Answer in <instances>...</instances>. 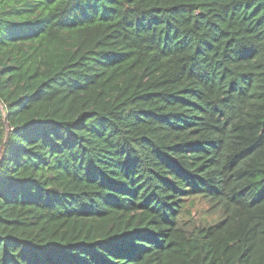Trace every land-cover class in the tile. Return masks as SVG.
Wrapping results in <instances>:
<instances>
[{
  "label": "trees",
  "instance_id": "obj_1",
  "mask_svg": "<svg viewBox=\"0 0 264 264\" xmlns=\"http://www.w3.org/2000/svg\"><path fill=\"white\" fill-rule=\"evenodd\" d=\"M0 264H264V0H0Z\"/></svg>",
  "mask_w": 264,
  "mask_h": 264
},
{
  "label": "rangeland",
  "instance_id": "obj_2",
  "mask_svg": "<svg viewBox=\"0 0 264 264\" xmlns=\"http://www.w3.org/2000/svg\"><path fill=\"white\" fill-rule=\"evenodd\" d=\"M207 206L203 202L196 201L193 207L188 208V211L190 212V217L196 222L200 223L203 222V220L209 221L210 216H207L206 213ZM189 224V223H188Z\"/></svg>",
  "mask_w": 264,
  "mask_h": 264
}]
</instances>
